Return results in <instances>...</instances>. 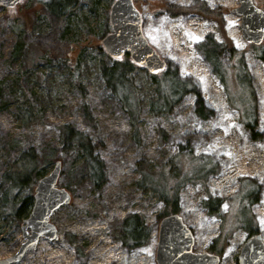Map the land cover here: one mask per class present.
I'll return each instance as SVG.
<instances>
[{
	"label": "rangeland",
	"instance_id": "obj_1",
	"mask_svg": "<svg viewBox=\"0 0 264 264\" xmlns=\"http://www.w3.org/2000/svg\"><path fill=\"white\" fill-rule=\"evenodd\" d=\"M113 1L75 0L65 12L56 37L69 46L67 57L39 49L26 35L27 30L35 35L50 30L39 0L0 6V259L14 254L24 240L21 226L35 186L59 160L56 185L71 199L49 216L57 238L40 237L35 248L11 264H157L158 227L166 216L158 190L165 188L170 196L176 187L177 213L192 231L193 251L217 254L218 264H238L248 235L238 221L242 205L254 215L264 239V60L241 35V17L233 11L238 0H135L148 42L190 88L171 111L154 114L150 102L156 86L151 73L135 64L132 84L127 83L131 90L116 84L128 102L130 93L138 99L135 121L100 70L101 63L113 64L101 44L111 32ZM164 2L183 11L174 13ZM196 2H204L213 15L192 11ZM253 2L264 10V0ZM208 36L224 46L215 56L217 75L196 48ZM123 68L121 61L117 70ZM65 124L83 132L92 145L101 170L99 186L83 152L60 149ZM32 149L37 164L27 184L11 189L7 174L23 169L21 155ZM142 165L155 190L144 182ZM252 187L249 203L245 195ZM29 196L31 205L16 216L13 201ZM218 199L223 219L206 207ZM131 215L145 222L146 244L122 240L123 219ZM222 225L224 235L212 249Z\"/></svg>",
	"mask_w": 264,
	"mask_h": 264
},
{
	"label": "water",
	"instance_id": "obj_2",
	"mask_svg": "<svg viewBox=\"0 0 264 264\" xmlns=\"http://www.w3.org/2000/svg\"><path fill=\"white\" fill-rule=\"evenodd\" d=\"M20 0H0V6L13 7ZM241 17V35L246 41L259 44L264 39V10L253 0H238L233 9ZM109 23L111 32L101 40L104 51L112 59L128 54L131 60L146 68L150 73L164 69L166 61L148 42L142 30V15L134 0H114L110 8ZM60 161L55 162L51 172L37 182L33 203L27 217L23 220L24 240L17 251L0 259V264L18 261L23 254L35 248L40 237L57 238V229L50 222V214L71 199L70 193L57 187ZM29 229V231H28ZM194 238L191 229L178 213L161 218L155 261L157 264H218L219 256L208 251H193ZM238 264H264V241L261 233L248 235L237 257Z\"/></svg>",
	"mask_w": 264,
	"mask_h": 264
},
{
	"label": "trees",
	"instance_id": "obj_3",
	"mask_svg": "<svg viewBox=\"0 0 264 264\" xmlns=\"http://www.w3.org/2000/svg\"><path fill=\"white\" fill-rule=\"evenodd\" d=\"M42 3V10L47 14L49 21H50V30L48 32H39L38 34H34L31 31H26V35L29 39V41L33 42L39 49L46 50L53 52L56 54V56L60 57H67L70 56L71 51L69 49V46L65 43H61L59 39L56 37V32L59 28V23L61 17L65 14V12L75 4V0H39ZM134 3L137 6V2L134 0ZM166 3V2H164ZM198 3V2H196ZM193 4L195 6L190 7L192 11H198L203 16H212L213 11L208 9L206 7L204 2H200L198 4ZM68 7V8H67ZM138 7V6H137ZM165 7L170 8L174 13H177L180 9L177 5L174 4H165ZM215 15V14H214ZM215 19L220 17L216 16ZM251 45L256 49L255 55L258 56L259 59L264 60V44H252ZM224 47L221 43L217 42L212 38V36H208L205 41L198 42L196 44V48L204 54L206 59L209 61L212 71L215 72L217 75V60H216V53L219 52V50ZM122 61V66H125V69L117 70V65L119 62ZM220 65V64H219ZM138 66V65H137ZM136 68L135 63L131 60L130 56H122L119 59H113V64L107 65L104 63L100 64V70L102 73V76L104 77L105 84L111 89V91L118 95L121 99V102L123 104V107L127 110L130 118L132 121H135L137 113H138V99L134 97L130 93V99L131 101L128 102L126 100L121 92L118 90V86L116 84H119V86L123 89L131 83V77L130 72ZM218 78L222 84H224L223 79L218 75ZM151 79L153 83L156 86V97L153 98L150 102V109L154 114H158L161 112H168L171 111L175 104L182 98V96L190 90L189 83L186 81V79H183L179 76V73L176 70H168L167 64L161 71L157 73H151ZM128 83V84H127ZM126 89L129 91V86ZM131 90V89H130ZM249 111L253 115L254 113V104L252 101L249 103ZM247 111V109H245ZM202 114V108L200 107L198 110V115L200 116ZM251 121L246 122V126H251ZM60 140L62 143V146L60 147L61 150L67 151V150H73V151H81L84 153L86 162L88 163L89 168H94L91 172L92 175V181L95 186H99L100 179H101V170H99L98 166V159L96 156L93 155L91 144L89 140L84 136L83 132L75 129L73 125L65 124L63 127V132L60 135ZM22 164L24 166L23 169L20 170V164H15L16 167H19L20 171L13 170L12 172L8 173L7 176L12 180L11 183V189L13 187L20 189V187L23 184H27L31 174H32V168L34 165L37 164V155L32 150H29L27 154H22ZM91 160V162H89ZM28 164V167H27ZM100 165V164H99ZM140 170H142L144 175V182L151 186V174L147 171H145V165L139 166ZM148 179V180H147ZM151 183V184H149ZM153 190H155L154 187L151 186ZM17 191L12 196V199L14 200V196H16ZM160 197L162 198V201L166 205V210H164L163 214L168 215L171 213H177L176 209V192L177 187L173 188L172 193L170 196H167V192L164 188L163 191H159ZM4 194H6L4 192ZM255 194V190L253 187L246 193L245 199L250 203L251 196ZM32 198L24 197L22 199H19L17 202L13 201V213L16 216H21V213L24 212L26 204L29 202V205L32 203ZM247 202V204H248ZM206 207L209 212L217 213L221 219H223V215L219 213V210L221 208V200H217V203L215 205H209L206 203ZM241 214L238 217V221L240 223V227L246 231L248 235L254 234L258 232V227L255 222L254 215H252L251 212H249L248 207L241 208ZM225 232L224 226L222 225L220 228V237L213 241L212 243V249L216 246L215 243L217 240H219L221 237H223ZM121 238L122 240L131 245V246H138L146 244L149 240V230L147 226L145 225V222L142 218H140L138 215H131L129 217H126L123 219V226L121 230ZM219 255L221 254V249L217 252Z\"/></svg>",
	"mask_w": 264,
	"mask_h": 264
},
{
	"label": "snow or ice",
	"instance_id": "obj_4",
	"mask_svg": "<svg viewBox=\"0 0 264 264\" xmlns=\"http://www.w3.org/2000/svg\"><path fill=\"white\" fill-rule=\"evenodd\" d=\"M194 39H199L198 37H194Z\"/></svg>",
	"mask_w": 264,
	"mask_h": 264
},
{
	"label": "flooded vegetation",
	"instance_id": "obj_5",
	"mask_svg": "<svg viewBox=\"0 0 264 264\" xmlns=\"http://www.w3.org/2000/svg\"><path fill=\"white\" fill-rule=\"evenodd\" d=\"M248 236V235H247ZM247 238V237H246ZM157 245V244H156Z\"/></svg>",
	"mask_w": 264,
	"mask_h": 264
},
{
	"label": "bare ground",
	"instance_id": "obj_6",
	"mask_svg": "<svg viewBox=\"0 0 264 264\" xmlns=\"http://www.w3.org/2000/svg\"><path fill=\"white\" fill-rule=\"evenodd\" d=\"M263 241H264V239H263Z\"/></svg>",
	"mask_w": 264,
	"mask_h": 264
}]
</instances>
